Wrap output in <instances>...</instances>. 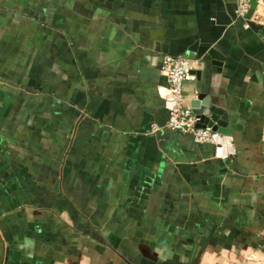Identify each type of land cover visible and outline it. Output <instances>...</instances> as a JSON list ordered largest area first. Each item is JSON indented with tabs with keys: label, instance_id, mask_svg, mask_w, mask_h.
<instances>
[{
	"label": "crops",
	"instance_id": "1",
	"mask_svg": "<svg viewBox=\"0 0 264 264\" xmlns=\"http://www.w3.org/2000/svg\"><path fill=\"white\" fill-rule=\"evenodd\" d=\"M0 264H264V0H0Z\"/></svg>",
	"mask_w": 264,
	"mask_h": 264
},
{
	"label": "built area",
	"instance_id": "2",
	"mask_svg": "<svg viewBox=\"0 0 264 264\" xmlns=\"http://www.w3.org/2000/svg\"><path fill=\"white\" fill-rule=\"evenodd\" d=\"M252 0H234L235 16L244 20L249 11ZM192 70V62L166 56L162 59L161 72L165 75L170 88V102L172 107L169 111L164 129L190 136L198 144H215L213 132L210 128H199L198 116L194 110L184 104L183 84ZM161 128L154 126L152 132Z\"/></svg>",
	"mask_w": 264,
	"mask_h": 264
},
{
	"label": "water",
	"instance_id": "3",
	"mask_svg": "<svg viewBox=\"0 0 264 264\" xmlns=\"http://www.w3.org/2000/svg\"><path fill=\"white\" fill-rule=\"evenodd\" d=\"M195 74L196 72L191 70L187 80ZM171 107L172 103L170 102V108ZM190 107L194 110V113L199 118V123L197 126L199 128H210L213 132L214 143L215 145L219 146L218 150L220 151V153L224 152V150L226 149V143L229 145L228 147H232L231 138H225L224 136H222L221 132H219L217 127H215V117L213 116V111H211L210 104L205 97H203L202 95L197 96L196 99H193L190 102Z\"/></svg>",
	"mask_w": 264,
	"mask_h": 264
}]
</instances>
